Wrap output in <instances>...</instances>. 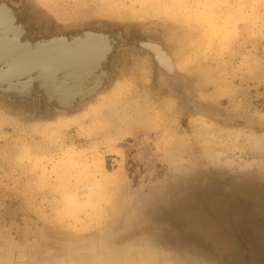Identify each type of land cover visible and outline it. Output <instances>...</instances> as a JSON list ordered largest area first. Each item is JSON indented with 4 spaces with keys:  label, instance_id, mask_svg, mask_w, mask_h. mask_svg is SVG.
<instances>
[{
    "label": "rangeland",
    "instance_id": "obj_1",
    "mask_svg": "<svg viewBox=\"0 0 264 264\" xmlns=\"http://www.w3.org/2000/svg\"><path fill=\"white\" fill-rule=\"evenodd\" d=\"M24 3L32 34L43 37L84 26L126 28L158 36L170 52V30L189 34L182 58L167 70L158 65L166 77L178 71L188 97L170 94L150 60L147 75L134 68L146 56L129 52L112 63L111 86L72 114L40 116L0 102V262L17 256L20 264H56L67 252L76 258L81 244L105 240L116 253L147 244L183 264H239L219 223L199 218L187 240L172 241L184 236L180 222L194 211L170 208L192 201L202 208L235 179L248 187L232 184L233 195L254 203L257 193L264 202V141L244 136H264V0ZM112 99L131 105L128 117L141 111L143 122H105L102 105ZM201 121L214 129L205 132Z\"/></svg>",
    "mask_w": 264,
    "mask_h": 264
},
{
    "label": "bare ground",
    "instance_id": "obj_2",
    "mask_svg": "<svg viewBox=\"0 0 264 264\" xmlns=\"http://www.w3.org/2000/svg\"><path fill=\"white\" fill-rule=\"evenodd\" d=\"M19 5V0L11 1L10 5L0 1V94L8 95L15 101L29 103L34 93L32 91L34 83L37 85L35 93L39 94V106L42 109L70 111L76 107L87 106L111 86L113 79L112 73L108 69V57L112 50L120 47V49H127L128 51H144L146 58L139 60L134 68L140 69L144 75H147L148 60H150L156 78L170 94L185 95L182 97L184 99L188 97L178 71L176 70L174 76L166 77L158 65L167 70L168 67L170 68V63L180 60L186 51V47L192 42V36L189 34L170 30V34L168 33L170 52L167 51L161 38L147 34L145 40L143 38L142 40L134 39L132 37L133 31L130 32L129 30H117L114 35L108 32L91 31L84 33L85 37L79 40L74 38L76 36H71L74 38L73 40H68L64 36L41 39L39 36H35L36 34H32V31L26 30L29 27L26 19L28 16L25 15L23 8H20ZM17 11H22L21 14L25 15V19ZM122 34L128 35L125 43L119 41ZM90 41L95 43L89 48ZM147 44H155L167 52H160L153 45ZM201 82L203 81L201 80L196 85L198 87L203 86ZM197 94L203 100L205 99V95L200 90ZM163 100L165 99L163 98ZM31 102L35 103L36 100L33 99ZM124 102L120 99H112L107 104L102 105L106 107V113L103 116L104 121L124 125H137L143 122L141 120L142 113L138 109L132 111L134 116H127V111L131 110V105ZM163 102L166 111L177 116L175 103L167 99ZM191 103L195 110L209 115V112L200 109L195 102L191 101ZM127 107L129 110L125 109ZM5 118L7 117L5 116ZM200 124L207 133L214 129L205 122L201 121ZM238 133L241 132L238 131ZM244 136L251 141L257 140V138H260L261 142L264 141V136L258 137L254 134ZM247 184L248 182L245 181L239 182L243 189H247ZM20 212L21 209L19 208L12 212H4L1 216L10 217ZM21 260L20 257L17 258L16 256L15 259L1 261L0 264H20ZM43 264H48V262ZM56 264H183V261L181 262L175 256L166 255L160 250L150 249L147 244L143 247L137 245L134 254L132 251L111 252L107 250L106 241L103 240L99 246L81 244L76 258L67 252L56 261Z\"/></svg>",
    "mask_w": 264,
    "mask_h": 264
},
{
    "label": "water",
    "instance_id": "obj_3",
    "mask_svg": "<svg viewBox=\"0 0 264 264\" xmlns=\"http://www.w3.org/2000/svg\"><path fill=\"white\" fill-rule=\"evenodd\" d=\"M6 2V4L11 3L13 0H0ZM20 1V8H23V5L25 4V0H19ZM21 10V9H20ZM20 13L21 17L25 19V15H22V11H17ZM27 17V16H26ZM27 21H29L28 17L26 18ZM29 23V22H28ZM34 31L33 28L28 27L26 30ZM117 30H129L126 28H115L112 31L107 29L104 26H84L81 28H76L72 31H67V34L58 33L56 35H50L43 37L40 33L35 32L33 34H36L35 36H39L41 39H51L58 36H64L68 40H73L76 38L79 40L80 38H84V33L88 32H108L109 34L114 35ZM137 37H134V39H141L145 40L147 38L146 31L138 30L136 32H132V37L135 35ZM71 36H76L72 38ZM128 35L122 34V38L119 39V41H125L127 40ZM141 36V38H139ZM146 36V37H145ZM158 37V36H157ZM90 38V35H89ZM88 38V39H89ZM66 40V39H65ZM35 42V41H34ZM89 48L92 44L95 42L90 41ZM120 46V45H119ZM129 52H141L144 53V51H138V50H127V49H120V47H117V49L112 50L110 56L108 57V64H109V72L112 73L111 65L114 62L115 59H118L122 57L125 54H128ZM146 55V54H145ZM150 62V61H149ZM150 64H152L150 62ZM113 78V73H112ZM34 93L32 94V98L29 101V103H22L21 101H15L8 95L0 94V102H7L13 107L20 108L22 110L30 109L32 112H36L40 116H60L64 114H72L73 112L77 111L80 107H76L73 110L70 111H49L48 109H42L39 106L40 103V97L39 94L35 93L37 91V85L33 83V89ZM36 94V95H34ZM188 95V94H187ZM186 95V96H187ZM35 97V98H34ZM181 97H185V95H181ZM33 99L36 100L35 103L31 102ZM208 116V115H207ZM242 179H235L230 181L226 187L222 189L221 192H219L217 195L214 196L213 199L209 200L206 205H204L202 208H199V204L196 202H187L185 204H182L178 202L176 205L172 206L170 210H174L180 207L193 209L194 213L192 215L186 216L179 225V231L181 234H184V236L181 237V240L175 239L172 240L174 242H178L177 244H180L182 241H185L188 239L186 236L187 234H191L194 229H197L200 225L199 218L204 219L207 222H215L219 223L222 226L226 227L229 230V234L232 235L233 243L236 246V250L233 252L234 258H236L237 261H239V264H264V206L258 205V203L263 204L264 202L260 199V197L254 195L253 201L257 202V204L251 203L249 201H246L244 199H241L240 197L236 195H231L230 193L231 186L234 183H239V181ZM253 183V182H252ZM255 184V183H254ZM232 196V197H230ZM201 247H204L203 244ZM250 254L253 255L257 261H249L246 256Z\"/></svg>",
    "mask_w": 264,
    "mask_h": 264
},
{
    "label": "flooded vegetation",
    "instance_id": "obj_4",
    "mask_svg": "<svg viewBox=\"0 0 264 264\" xmlns=\"http://www.w3.org/2000/svg\"><path fill=\"white\" fill-rule=\"evenodd\" d=\"M256 194H257V193H253V196H254V195H256ZM257 195H260V194H257ZM251 200L253 201V197H252V199H251ZM253 202H254V201H253ZM254 203H256V204H257V202H254ZM258 204H259V203H258ZM260 205L264 206V205H263V204H261V203H260Z\"/></svg>",
    "mask_w": 264,
    "mask_h": 264
}]
</instances>
